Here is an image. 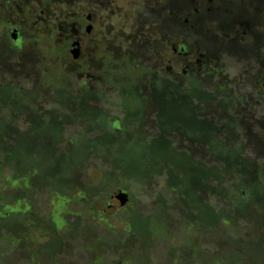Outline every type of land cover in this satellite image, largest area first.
I'll return each instance as SVG.
<instances>
[{"label":"rangeland","instance_id":"1","mask_svg":"<svg viewBox=\"0 0 264 264\" xmlns=\"http://www.w3.org/2000/svg\"><path fill=\"white\" fill-rule=\"evenodd\" d=\"M103 2L104 0L98 2V10L92 22V35L89 38L95 46L91 47L88 41L83 48L87 57L93 54V60L89 63L83 61L78 63L76 66H81L83 70L72 76L70 70L75 67L71 62L73 61L72 55H68V57L62 55L65 59L63 62V59L48 54L53 48L63 51L60 46H65L62 45L63 37H57L54 40L50 38L48 23L53 18L44 14L42 16L43 25H34L37 17L35 10L37 13L44 10L41 0H9L8 2L0 0V49L7 55L10 54L7 57V65L12 71L0 70V85L1 83L14 85V87L19 86L25 90L36 86L40 91V96L37 99L38 103L32 104L30 109L39 110L41 107L48 119L52 112H60L63 116L69 115L67 111L59 107V98L54 94V91L51 89L48 91V86H55L52 84L51 78L55 71L50 72V76L45 80L46 84L41 82L43 84L41 86L40 80L49 73L50 69L54 68L59 71L55 78H64L66 80L64 86L62 85L65 88L64 91L68 90L72 95L79 94V88L83 86L88 75L95 76L99 80L98 85L93 82H89V85L97 86L98 103L95 105L98 110L103 112L107 120L86 122L77 120V117H71V124L65 123L64 125L63 142L60 144L62 149H70V154L61 153V158L64 159L61 162L67 161L69 165L66 167L60 163L48 162L45 167L49 169L66 167L69 171L64 173L69 172L66 174L68 178L76 179L80 172V179L92 180L93 183L101 178L102 173L111 171L113 164L106 165L102 158L85 155L89 148L86 142L114 131L112 137L102 139L93 149L98 150L104 145H112V141L120 135V130L115 122L122 126V121L125 118L124 111L130 104L128 99L126 100L124 97L122 99L123 91L116 90L121 87L122 77L116 78L117 76L109 75V72L114 69L112 59L116 58V54L112 50L117 47L119 42H123V37L126 38L124 40L125 45L127 44L125 47L130 49L129 42L137 32V27L140 26L137 21L138 16L145 8L144 0L124 1L121 10L124 20L115 22L113 25L110 10H106ZM90 6L89 1H79L76 3V12L80 13L85 10L86 14H89ZM56 23H58V19ZM14 27L27 33L23 38L21 50L14 47V42L10 38L9 31ZM21 45L22 43L18 42L15 46L20 48ZM33 50L41 58H48L42 65L41 59L37 57L35 66L32 67L34 69H31L39 83L37 81L35 83V80L32 81L31 78L16 79V74L19 73L21 66L20 61L14 58V54L24 55ZM218 55L221 66L219 74L210 75V77L201 74L199 79H207L211 90L217 86H225L227 93L231 92L238 97L242 104L239 109L245 110L243 114L246 116L248 114V117L242 118L243 127L249 128L250 133L257 139H264V87H261V83L257 79L264 78V67L255 65L253 60L255 58L233 49H222ZM89 68L91 70H88ZM144 68H146V64ZM83 74L84 76H81ZM128 76L131 79L132 77L139 79L132 71L125 75V77ZM11 78H14V81H11ZM188 79L186 78L185 84L188 83ZM126 83L127 81L124 84ZM136 85L144 96L151 91L140 83ZM3 101L7 100L3 98ZM1 104L3 103H0V156H3L4 162L14 166V162L24 161V156L36 161L34 159L36 153L46 160L52 150L48 131L46 130L42 134L31 129L29 131V123L26 121L27 114L15 118L16 110L13 108L11 110L8 106ZM187 104H189L187 100L172 99L156 102L154 108L153 103H146L147 116L144 115L138 127L135 123L129 126L128 134L148 137L149 140L143 147H146L148 142L151 145L152 139L159 137L161 138L159 146L165 145V141L168 139L163 137L165 133L156 127L158 120L166 117V113L173 112L177 106ZM135 108L133 107V109ZM153 108L161 110L159 119L156 121L149 116ZM237 113L239 114V112ZM27 130L29 132L27 138L20 143H15L14 136L10 135L25 134ZM170 138L174 140L172 137ZM119 141L122 145L113 146L115 159L122 164L129 163L130 160L126 156L127 150L122 148L123 142L126 140L122 137ZM173 142H175V147L169 152L170 159L153 161L146 152L138 161L144 168L148 165L161 171L162 177L155 178L151 187H141L130 181L127 182L128 187L122 185L117 190L107 189L92 205L91 211L84 210L78 202L70 201L64 205L67 200L52 195L48 191L32 193L26 200V204L32 206L30 211L33 212L38 223L32 226L25 222L21 231L17 227L26 215L21 217L18 215L22 213L21 209H24L25 205L17 202L19 197L16 188L20 183L26 184V188H28L31 179L25 178L11 184V179H16L13 173L0 166V264H264V233L259 230L260 221L256 217L264 213V210H260L259 207L244 209L241 213V220L234 222L233 225L222 222L213 230H210V227L205 223H191L186 218L191 214L194 216L199 214L191 207L192 202L195 204L200 198V194L196 191V184L191 179L193 170L189 166L192 167L194 162L184 154L187 145L181 141L174 140ZM252 147L257 148V152L262 150V146L258 143L252 144ZM180 157H183L184 162L188 164L186 172L176 169V167L179 168L178 158ZM261 159L258 161L259 165L264 166V154ZM33 161H25L28 165L24 168L33 165ZM209 162L206 160V162L200 163L209 167ZM217 164L220 165V163ZM46 171L44 170V172ZM168 178L172 185H176L180 195H174L168 190L165 180ZM177 178L184 179L185 182L179 183ZM119 190H123L129 195L130 202L126 206L127 209L122 208L120 202L114 198ZM70 196L74 200L81 198L78 190ZM208 206L219 211L217 205L215 207L214 204L209 203ZM221 207L222 205L220 210L224 209L225 214L230 213L225 206L222 209ZM131 211L135 212L129 220L130 223L132 221L134 230H131L126 222L128 220L127 213ZM27 212L28 210H25L22 214ZM230 214L234 215V212ZM252 216L253 218H251ZM54 220L57 225L53 223ZM77 220L83 228L81 225L72 227L67 225ZM49 221L53 223L52 228L48 226ZM57 227L58 236H49L51 230ZM14 231L19 234L15 236ZM77 233L83 234V237H80L78 241L68 242L69 244L66 246L64 235L77 236Z\"/></svg>","mask_w":264,"mask_h":264},{"label":"trees","instance_id":"2","mask_svg":"<svg viewBox=\"0 0 264 264\" xmlns=\"http://www.w3.org/2000/svg\"><path fill=\"white\" fill-rule=\"evenodd\" d=\"M4 1L8 2L9 0ZM79 1L82 0H41L42 9L44 10L39 13L35 10L37 17L34 21V25H43L42 16L44 14L50 18L54 16L55 20H51L48 23L50 26V38L54 40L61 34V27L64 30L65 24H73L76 22L74 16L78 15V12H76V3ZM99 1L101 2L102 0ZM124 1L126 0H117L110 5L108 4V0H104L102 4L106 6V10L115 8V12L118 13V11L122 10ZM19 6H17V8H19ZM90 10L91 9L88 11ZM42 12L44 14H42ZM64 18H66V20ZM57 19L58 23H56ZM77 22H83V19H79ZM19 33L21 37L20 42L23 44V38L27 33L24 30H19ZM62 45H65L60 46V48H63V51H57L53 48L48 54L52 57L56 56L58 59H63L64 62L65 59L63 57H68L69 50L66 44L62 43ZM4 52L5 51L0 49V70L12 72L9 69V65H7V57L10 54L7 55V53ZM37 57L41 59L42 65L48 60V58L45 57L41 58L34 50L24 55L18 53L14 54V58L20 61L19 63L21 66L15 78H31L32 81L35 80V83L36 81L39 83L31 70L34 69L32 67L35 66ZM51 71H55V74L51 76L52 84L55 86H47L53 90L54 94L59 98L58 105L69 113L68 116H63L60 112H52L47 119L46 115L42 114V111L31 110V105L37 102L40 96V91L36 86H33L29 90H25L19 86L14 87V85H5L2 83L0 85V103H3L1 105L8 106L11 110L12 108L16 110V113H14L15 118L27 114L28 117L26 121L29 123V131L31 129L34 132L42 134L47 130L50 135L49 139L52 147L49 157L46 160L39 157L38 153H36L34 154L36 156L34 158L36 161L24 156V161L14 162V166L5 163L3 156H0V166L3 167L4 170H10L16 178L11 179V184H14V181L17 180H23L25 178L31 179L28 188H26V184L24 183L18 184L16 188L19 197L17 202L25 205L24 209H21V212L24 213L25 210H28L26 214L21 213L18 215V217L26 215L24 219H21L22 223L17 227L20 231L25 222H28V224L32 226L38 223L37 219L34 218L33 212L30 211L32 206L26 204V200L32 193H40L43 190L48 191L52 195L67 200V203H64V205L68 204L70 201L78 202L83 206L84 210L91 211L92 205L107 189L117 190V188L122 187V185L125 187L127 182L130 181L137 183L141 187H151L155 178L162 177L161 171L148 165L144 168L138 161L143 156L142 154L146 152H148L153 161L170 159L169 152L175 147L174 140L178 142L181 141L187 145L184 154L188 155L191 161L194 162L192 163V167L189 166V168L193 170L191 179L192 182L196 184V191L200 194V198H198L195 204L192 202L191 207L199 214L187 216L186 218L189 219V222L205 223L210 227V230H213L222 222L233 225L234 222L241 220V213L244 209H251V207L257 206L260 210H264V166L259 165L260 162H258L262 160L261 156L264 154V139H257V137H254L250 133L249 128L243 127L242 118L246 116L243 114L245 110L242 111L239 109L242 105L240 99L231 92L227 93L225 86H217L211 90L209 89V81L207 79L201 80L198 77L189 78L187 84L180 86L157 81L156 83L153 82L152 85L148 87V90L151 91L144 96L136 83L126 85L127 92L122 94V96L124 99H128L130 104L128 109L124 111L125 118L122 121V126H119L118 123L115 122L120 130V135L112 141V145H104L98 150L96 148L93 149V147L96 146V144L98 145L99 141L102 139L109 136L112 137L114 131L86 142L89 148L87 147L88 151L85 155L89 154L88 156L93 155L97 158H102L106 165L113 164L111 171L102 173L101 178L93 183L92 180L85 181L80 179V172L77 174L78 176H76V179L67 177L66 174L69 172H64L69 171L66 168V165L69 164L67 161L61 162L64 160L61 158V153L70 154V149H62L60 144L63 142L64 125L65 123L71 124V117H77V120L86 122L95 120L104 122L107 120L106 116L103 115L101 110L91 106L93 96L90 92H86L84 97H78L77 100H64V98L61 97V93L63 89H65L63 86L66 80H64V78L56 79L55 76L59 71L54 68L50 69L49 73L46 74L40 82L46 84L45 80L50 76ZM31 75L33 76L31 77ZM11 79V81H14V78ZM257 79L259 83H261V87H264V78L259 77ZM3 98L7 101H3ZM85 98L87 100H85ZM172 99L180 101L187 100L189 104L177 106L173 112L166 113V117L160 119V121L158 120L156 127L161 129L163 133H165L163 137L168 139V141H165V145L159 146L161 139L159 137L152 139L153 142L151 145L148 142L147 146L143 147L149 140L148 137L131 136L128 134V127L132 126L134 123L138 127L141 119L146 114V103H153L155 108L156 102L170 101ZM133 107L136 108L133 109ZM154 108L151 109V114L149 116L156 121L159 119V112L161 110H158L159 108ZM232 112L233 114H230ZM237 112H239V114ZM246 117H248V114ZM28 130L25 134L14 133L10 135L14 136L15 143H20L23 139L27 138L29 134ZM122 137L126 140V142H123L122 148L127 150L126 156L130 160L129 163L124 164L115 159V148H113V146L118 147L122 145L119 141ZM170 137L174 140H171ZM177 137L180 139L177 140ZM256 143L262 146V150H259V152L256 151L257 148L252 147V144L256 145ZM28 160H32L33 165L25 169L24 167L28 165L25 161ZM206 160L210 161L209 167L200 163L202 161L204 163ZM48 162L54 164L60 163V165L66 167H59L58 169L45 168ZM178 163H180V165L179 168L176 167V169L182 172L188 170V164L184 162L183 157L178 158ZM217 163H220V165ZM83 168L84 166L82 169ZM44 170L47 171L44 172ZM79 170L81 171V168ZM177 179H179V183L185 182L184 179ZM165 180L168 190L173 192L174 195L181 194L176 185H172L170 178ZM126 187H128V185ZM77 190L80 192L81 198L74 200L70 195L74 191L77 192ZM209 203L214 204L215 207L216 205L219 206V211L209 207ZM221 205L229 209L230 213L234 212V215L230 213L225 214L224 209L221 211ZM123 211L126 212V210ZM134 214L135 212L133 211L127 213L128 220L126 222L131 230H134V226L132 221L130 223L129 220H131ZM15 217L14 215V218ZM256 217H258L260 221L259 230L264 233V213ZM251 218H253V216ZM53 223H56V221L54 220ZM53 223L49 221L48 226L52 228ZM67 225L72 227L81 224L77 220ZM51 231L49 236H58V227ZM17 234L19 233L14 231V235L16 236ZM80 237H83V234L77 233V236L65 234L64 244L68 246V242L78 241Z\"/></svg>","mask_w":264,"mask_h":264},{"label":"flooded vegetation","instance_id":"3","mask_svg":"<svg viewBox=\"0 0 264 264\" xmlns=\"http://www.w3.org/2000/svg\"><path fill=\"white\" fill-rule=\"evenodd\" d=\"M86 1L90 2V13L86 14L85 10L78 13L74 16L76 22L65 24L64 30L61 27L62 32L59 35L63 37L62 42L67 45L70 56L74 44H79L76 47L80 53L79 59L75 61L73 56L71 57L73 60L71 62L75 65L70 70L72 76L83 70L81 66H76L78 63L82 61L89 63L93 60V54L87 57L83 48L88 41L91 47L95 46L89 38L92 35V22L98 10L99 0ZM116 1L108 0V4ZM144 2L145 8L137 20L140 26L129 42L130 49L125 47L126 38L123 37V42H119L112 50L116 58L112 59L114 69L109 75L122 77L123 80L117 91L122 90L123 94L126 93V85L134 82L140 83L143 87H150L157 81L180 86L185 85L186 78H200L201 74L206 77L217 75L221 70L218 52L222 49H233L251 56L255 58L253 59L255 65L264 67V0H144ZM109 12L113 25L124 20L121 11L116 13L115 8H112ZM52 18L54 21L55 17ZM79 19H83V22H77ZM12 31H17L19 36L18 40L14 41L16 45L21 40L20 33L16 27L10 29V34ZM22 47L23 44L20 48L15 46L18 50ZM130 71L139 79L125 77ZM89 82L98 85L99 80L88 75L83 86L79 88L78 95H72L63 89L61 97L64 100H77L78 97H84L86 92H90L93 96L91 106L98 109L95 105L98 103V88L93 84L89 85ZM48 91H51L49 87ZM121 97L123 99V96ZM39 111H42L41 107Z\"/></svg>","mask_w":264,"mask_h":264},{"label":"water","instance_id":"4","mask_svg":"<svg viewBox=\"0 0 264 264\" xmlns=\"http://www.w3.org/2000/svg\"><path fill=\"white\" fill-rule=\"evenodd\" d=\"M90 31V28H88V32ZM18 33L17 31H12L11 33V39L13 41H17L18 40ZM77 46H79L78 43H75L73 48V52H72V56H73V59L76 61L79 59L80 57V53H79V50L76 48ZM114 198H116L119 202H120V206L122 208H125L126 206H128L129 202H130V198H129V195L123 191V190H119L116 192Z\"/></svg>","mask_w":264,"mask_h":264}]
</instances>
